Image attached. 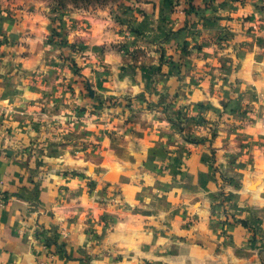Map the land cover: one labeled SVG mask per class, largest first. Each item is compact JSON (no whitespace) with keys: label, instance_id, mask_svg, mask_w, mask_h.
Returning a JSON list of instances; mask_svg holds the SVG:
<instances>
[{"label":"crops","instance_id":"1","mask_svg":"<svg viewBox=\"0 0 264 264\" xmlns=\"http://www.w3.org/2000/svg\"><path fill=\"white\" fill-rule=\"evenodd\" d=\"M257 140L260 171L264 0H0V264H264L241 228L203 242L211 149ZM187 150L189 177L155 176Z\"/></svg>","mask_w":264,"mask_h":264},{"label":"rangeland","instance_id":"2","mask_svg":"<svg viewBox=\"0 0 264 264\" xmlns=\"http://www.w3.org/2000/svg\"><path fill=\"white\" fill-rule=\"evenodd\" d=\"M50 1L61 7H88L91 5H109L119 2L120 0ZM105 105L113 104L103 103L99 107H96L93 111H91V113L100 114L99 111L103 107H105ZM129 107H132V105L130 104ZM205 122L200 123L203 125ZM72 123L73 125H70L71 127L77 126V121L75 119L72 120ZM128 123L126 122L123 124H125L126 126L128 125ZM186 126L187 125H185L183 121H180L178 125L179 132L183 133V131L186 130ZM66 128V125L62 126V129H64V131H66ZM90 130H94V127L90 126ZM92 134L93 132L90 131L89 135ZM202 141L203 138L199 136L187 137V142L191 144H198ZM80 142H82V144L78 145L80 147L75 148L76 152L79 155L83 156L84 159L88 158V160H91L90 163L88 161H86V163L91 164V166L94 167L95 165L93 162L97 163V161L99 160L98 158H95L98 155L93 151L95 149L94 145H96V143L93 141H89L86 138L80 139ZM83 144H85L84 147ZM258 144L262 146V143L258 140L245 142L244 144L241 143L234 148L235 152L232 154L220 152L219 148L211 149L212 156L210 163L212 164V180L214 183L212 184V188L210 189L207 186L201 187L202 192L207 194V200L202 205V207H204L203 210L212 212L211 221H208L210 222L209 235H213V239L211 238L210 241L205 240L203 242L230 241L234 237V234L231 230L235 228H241L243 230V233L245 232V236H243L245 241L244 244L246 245L245 248L258 249V252L260 253L264 252V167L261 166L260 171L257 168L259 161V154L257 152ZM112 146L114 145L112 144ZM169 151L166 154L165 164H163L161 168L157 169V172H155V176H157V173H165V175L171 174L172 176L179 177L182 180L189 177L187 170L185 168H182V165L183 160L185 161L190 153V150H187L185 155H183V153L181 152L179 155H177ZM261 155L264 156V154H260V156ZM130 157V153H123L121 155V159H124L126 161H129ZM263 163L264 161L262 160V164ZM229 164L234 168L227 169V166ZM93 185V183L90 184L91 189H93ZM168 185L169 183L166 185L167 187L165 186V193H156L158 198L155 196V201H166V198L175 200L173 189H171V187ZM188 188L190 190L193 189V187ZM256 194H258L259 196H256ZM163 197H165V200L162 199ZM172 203L175 204L178 208V210H175V212H184L186 229L191 230L195 223L200 221L199 216L197 218V216L194 217V215L188 213L196 212V209L189 208L187 206V203H184L182 201L177 202V199L176 201H172ZM259 205L261 209L258 208ZM205 208H207V210ZM205 244L209 245V243ZM222 246L223 244L219 242L218 247Z\"/></svg>","mask_w":264,"mask_h":264}]
</instances>
